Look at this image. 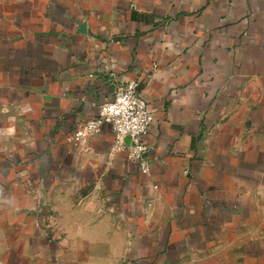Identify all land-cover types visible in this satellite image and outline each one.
<instances>
[{"label":"crops","instance_id":"1","mask_svg":"<svg viewBox=\"0 0 264 264\" xmlns=\"http://www.w3.org/2000/svg\"><path fill=\"white\" fill-rule=\"evenodd\" d=\"M0 264H264V0H0Z\"/></svg>","mask_w":264,"mask_h":264},{"label":"built area","instance_id":"2","mask_svg":"<svg viewBox=\"0 0 264 264\" xmlns=\"http://www.w3.org/2000/svg\"><path fill=\"white\" fill-rule=\"evenodd\" d=\"M137 85V80L132 79L117 87L113 97L99 105L95 115L77 124L73 139L85 143L89 134L98 131L103 123H109L114 133L113 149L126 147L129 158L138 163L142 172H147L149 161L142 137L150 126L152 113L138 94ZM125 137L129 138L127 144Z\"/></svg>","mask_w":264,"mask_h":264}]
</instances>
